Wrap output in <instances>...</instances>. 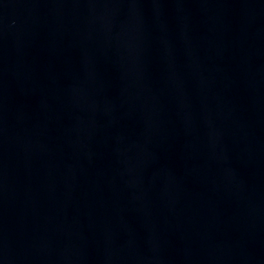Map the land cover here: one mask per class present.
<instances>
[{"label":"water","instance_id":"95a60500","mask_svg":"<svg viewBox=\"0 0 264 264\" xmlns=\"http://www.w3.org/2000/svg\"><path fill=\"white\" fill-rule=\"evenodd\" d=\"M0 264H264V0H0Z\"/></svg>","mask_w":264,"mask_h":264}]
</instances>
